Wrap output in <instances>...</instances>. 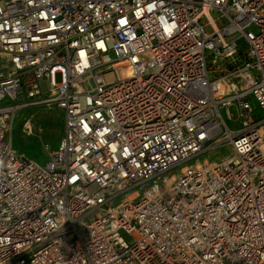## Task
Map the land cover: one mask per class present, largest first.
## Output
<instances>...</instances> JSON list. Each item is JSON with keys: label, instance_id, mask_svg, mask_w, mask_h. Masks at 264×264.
I'll return each instance as SVG.
<instances>
[{"label": "built area", "instance_id": "built-area-1", "mask_svg": "<svg viewBox=\"0 0 264 264\" xmlns=\"http://www.w3.org/2000/svg\"><path fill=\"white\" fill-rule=\"evenodd\" d=\"M39 103L43 164L11 141ZM256 108L264 0H0V264H264Z\"/></svg>", "mask_w": 264, "mask_h": 264}, {"label": "rangeland", "instance_id": "rangeland-1", "mask_svg": "<svg viewBox=\"0 0 264 264\" xmlns=\"http://www.w3.org/2000/svg\"><path fill=\"white\" fill-rule=\"evenodd\" d=\"M212 17L216 18L217 13L212 12ZM220 25V23H218ZM56 82L60 81V74L56 73L54 76ZM260 112V116L264 117V110ZM230 111L234 113V108ZM29 128L24 127L25 120H28ZM236 121H228V126L231 129L239 128V123ZM63 130V119L61 111L53 104L46 105L44 103L31 104L22 106L14 115L11 127V141L14 149L23 156L34 160L38 164H43L48 158V151L45 145L50 148L56 147ZM232 149L229 144L223 143L216 149L207 150L198 156V160L202 161L204 158L208 161H221L229 156ZM177 174V167L172 170ZM151 181L144 187H148Z\"/></svg>", "mask_w": 264, "mask_h": 264}, {"label": "bare ground", "instance_id": "bare-ground-1", "mask_svg": "<svg viewBox=\"0 0 264 264\" xmlns=\"http://www.w3.org/2000/svg\"><path fill=\"white\" fill-rule=\"evenodd\" d=\"M130 75H132V71H131V70H126V71H124V72L120 75V77H128V76H130ZM25 121H26V120H25ZM234 123H239V124H240L239 128H236V129H240V127L243 125V123H242L241 121H236V122H234ZM27 126H29V123H28ZM203 160H204V159H203ZM199 162H200V161H197L196 164H199ZM183 167H185V165H184Z\"/></svg>", "mask_w": 264, "mask_h": 264}]
</instances>
